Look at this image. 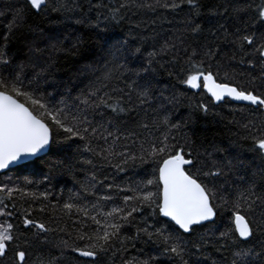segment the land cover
I'll use <instances>...</instances> for the list:
<instances>
[{
    "label": "snow or ice",
    "instance_id": "obj_1",
    "mask_svg": "<svg viewBox=\"0 0 264 264\" xmlns=\"http://www.w3.org/2000/svg\"><path fill=\"white\" fill-rule=\"evenodd\" d=\"M87 2L89 12L103 9L97 11L96 23L87 20L99 32L106 30L108 21L119 24L133 9V15L161 10L177 13L187 6L188 18L180 23L195 37L202 31L197 18L205 15L201 0ZM82 7L79 0H24L13 6L9 30L21 27L30 14L56 13L81 23L75 14ZM207 16L216 18L206 28L212 39L192 47L178 74L179 83L216 103L244 102L237 106L238 111L264 115V88L241 87L231 79L233 62L255 69L258 61L261 74L250 83L259 79L264 84V0H228L209 7ZM221 38L234 52L226 66L217 63L213 70ZM177 42L183 45V37L166 40L158 51H148L147 66L136 67L132 58L143 55L141 47L130 50L127 40L117 44L109 40L110 59L100 69H89L96 73L95 78L74 97L60 94L59 98L44 87L50 64L18 63L6 46L0 47V171L10 166L34 168L46 162L60 133L66 140L79 142L75 147L80 155L88 154L77 161L90 166L82 169L84 179L76 181L79 190L62 205L71 230L67 225L56 228L36 222L29 218L30 213L23 220L24 228L39 230L34 233L38 239L49 232L63 233L55 245L59 255L69 249L79 257L91 258L85 264H98L97 257L126 253L143 241L157 245V254L138 249L143 254L124 258L123 264H155L161 256L172 264H188L186 257L207 259L209 250L220 256L212 264H264V120L259 124L248 120L242 125L241 138L250 141L246 151L261 162L258 170L250 171L240 153L213 158V153L194 148L187 123L173 118L174 105L185 94H157L153 78L147 75L154 62L160 64L157 57L174 52ZM52 47L59 51L56 45ZM182 50L189 51L187 47ZM168 63L177 61L169 58ZM28 67L33 70L27 71ZM195 110L207 114L209 107L201 102ZM14 192L38 198L35 192L19 187H0V217L12 215L4 201L12 199ZM39 195L47 200L49 194ZM218 211L230 214L223 228L216 223ZM133 228L135 232L129 235ZM16 232L13 223L0 222V264L10 256L12 264H26V250L20 248ZM42 243H48L46 236ZM58 258L42 255L36 264H54Z\"/></svg>",
    "mask_w": 264,
    "mask_h": 264
},
{
    "label": "trees",
    "instance_id": "obj_2",
    "mask_svg": "<svg viewBox=\"0 0 264 264\" xmlns=\"http://www.w3.org/2000/svg\"><path fill=\"white\" fill-rule=\"evenodd\" d=\"M23 2L24 0H0V11L3 12V15H0V47L6 46L12 59L18 63L25 65L35 63L45 66L50 64L48 83L44 87L53 91L57 98L60 94L74 97L85 88L96 75L89 69L92 67L100 69L103 63L110 59L107 49L111 47V44L127 40V47L130 50L140 46L143 55L138 54L132 58L136 67H140L142 64L147 66L148 51H158L166 40L175 41L177 36H182L184 44L179 45L177 42L178 47L174 52H170L168 56H158L157 60L160 61V64L154 62L153 70L147 74L153 78L157 94L159 91H164L166 95L169 93H175L178 96L181 93L185 94L180 96L179 101L174 105L175 115L173 118H179L187 123V130L194 148L200 152L207 150L213 153V158L221 155L229 156L233 152L240 153L245 157L250 171L258 170L261 162L258 158L253 159V153L246 151L250 147V141L241 138L244 133L242 125L248 120L259 124L264 120V115L250 112L247 109L240 112L237 110L239 105L232 102L228 104L216 103L211 101V98L206 94L197 95V90L188 89L186 85L179 83L178 74L185 67L187 55L190 54L192 47H196L197 44L210 43L212 39L206 28L216 23V18L208 17L207 9L213 6L219 7L228 0H201L204 6L202 11L205 15L197 18L201 22L202 31L195 37L190 32H185L184 24L180 23L188 18L187 6H184L183 11L177 10L178 14L161 10L157 13L139 11L133 15L132 13L136 11L133 9L119 24L108 21L106 30L99 32L98 29L91 27L87 20L96 23L97 11H103V9H94L89 12L87 0H79L83 7L80 12L75 14L77 18L81 19V23H76L74 18L62 17L56 13L46 16L30 14L21 27H13L10 31L13 6L23 4ZM95 2L96 0H93V3ZM237 2H242V0H237ZM100 23L103 26L105 22L101 20ZM53 37L55 39H52ZM109 40H111V44L108 43ZM53 45L59 49L58 52L53 50ZM217 46L219 51L215 53L217 59L213 61V70L217 63L226 66L234 52L232 45L225 42L223 38ZM184 47L188 48V53L182 50ZM112 50L114 51V49ZM197 50L203 51L202 48ZM169 58H175L177 63L174 65L168 63ZM238 59L239 57H237ZM26 70L32 71L33 69L28 67ZM169 72H172L173 75H169ZM231 73L233 74L231 79L239 83L241 87H249L257 91L264 88V84L259 79H256L255 83H250L261 74L258 61L255 69L233 62ZM223 74V69H221V75ZM201 102L208 105L209 112L207 114L195 110V106ZM76 143L79 142L66 140L64 134L60 133L56 138V148L53 153L45 157L46 162L42 161L34 168L16 167L0 174V187L5 185L19 187L25 192H35L38 197L32 199L14 192L12 199L4 201L7 205L6 211L12 215L0 217V222L7 220L14 224L20 248L26 250V264H36L37 258L42 255L53 258L59 256L58 259H55L54 264H85V261L90 260L79 257L77 253H73L69 249H64L63 255H59L60 250L55 245L63 233L49 232L41 234L38 239L34 235L39 231L38 229L32 226L23 227L25 215L30 213L29 218L36 222L56 228H63L67 225L71 230V222L64 215L62 205L72 192L79 190L76 181L84 179L82 169L90 168L89 165L77 162L78 159L81 161L85 159L88 154L80 155L75 147ZM217 148L222 152L215 151ZM141 167L147 168L149 165ZM105 171L109 170L105 169ZM27 181H32V183L29 184ZM43 192L49 194L47 200L39 195ZM41 208L44 209L43 212L40 211ZM229 215L228 211H218L217 225L223 228L228 222ZM134 232L133 228L128 234L132 235ZM45 236L48 243H42ZM136 245V248L130 247L128 252L118 253L114 257H97L98 264H123L124 258L131 259L133 256L143 253L156 255L158 252L157 245L151 242L137 241ZM138 249H143V253H139ZM207 255V259L204 256L186 258L188 264H212L213 259H220L219 254L211 250ZM5 264H12L11 256ZM155 264H172V262L161 256Z\"/></svg>",
    "mask_w": 264,
    "mask_h": 264
},
{
    "label": "water",
    "instance_id": "obj_3",
    "mask_svg": "<svg viewBox=\"0 0 264 264\" xmlns=\"http://www.w3.org/2000/svg\"><path fill=\"white\" fill-rule=\"evenodd\" d=\"M231 102L234 103V104H237V105H242V104L244 103V102H236V101H231ZM13 168H15V167L10 166L9 169H5V170L0 171V174H3V173H5L6 171H8V170H10V169H13ZM86 259H91V258H86Z\"/></svg>",
    "mask_w": 264,
    "mask_h": 264
},
{
    "label": "bare ground",
    "instance_id": "obj_4",
    "mask_svg": "<svg viewBox=\"0 0 264 264\" xmlns=\"http://www.w3.org/2000/svg\"><path fill=\"white\" fill-rule=\"evenodd\" d=\"M16 168V167H15ZM14 169V168H13ZM7 172V171H6Z\"/></svg>",
    "mask_w": 264,
    "mask_h": 264
}]
</instances>
